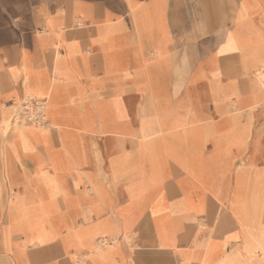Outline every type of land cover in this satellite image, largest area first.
<instances>
[{"label":"crops","instance_id":"0c3cea01","mask_svg":"<svg viewBox=\"0 0 264 264\" xmlns=\"http://www.w3.org/2000/svg\"><path fill=\"white\" fill-rule=\"evenodd\" d=\"M259 74L264 0H0V264H264Z\"/></svg>","mask_w":264,"mask_h":264},{"label":"rangeland","instance_id":"374dc122","mask_svg":"<svg viewBox=\"0 0 264 264\" xmlns=\"http://www.w3.org/2000/svg\"><path fill=\"white\" fill-rule=\"evenodd\" d=\"M261 79L260 81H264V76L259 74L258 75ZM264 88V86H263ZM25 102H30L29 99H25L23 101H19L17 103L14 104H9V106L7 107V110L9 112V119L8 121H6V124H9L10 127H14V130H18L19 128H40L42 127L44 124L42 123V118H38V115L42 116V114H37L36 112H23V104ZM44 104V108L46 109L47 112V107H46V103L44 101H41ZM39 119V120H36ZM41 120V122H40ZM8 125L4 127V125L0 124V135H5L8 132Z\"/></svg>","mask_w":264,"mask_h":264},{"label":"built area","instance_id":"2783aa9c","mask_svg":"<svg viewBox=\"0 0 264 264\" xmlns=\"http://www.w3.org/2000/svg\"><path fill=\"white\" fill-rule=\"evenodd\" d=\"M22 108H23V112H25V113L31 112V111L36 112V115L43 113L42 116L38 115V118L44 117V105L40 101L30 100V102H25L23 104ZM43 119H42V121H44ZM36 120H39V119H36ZM40 122H41V120H40Z\"/></svg>","mask_w":264,"mask_h":264},{"label":"bare ground","instance_id":"6f19581e","mask_svg":"<svg viewBox=\"0 0 264 264\" xmlns=\"http://www.w3.org/2000/svg\"><path fill=\"white\" fill-rule=\"evenodd\" d=\"M28 99V98H27ZM42 104H43V102H42ZM44 105V104H43ZM45 107V106H44ZM44 119V121H43V123H44V125L46 124V119H47V116H46V109H45V113H44V117H43Z\"/></svg>","mask_w":264,"mask_h":264}]
</instances>
